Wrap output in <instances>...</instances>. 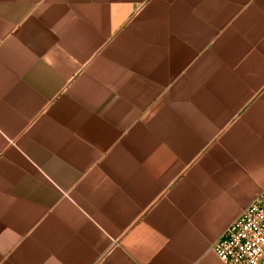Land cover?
Listing matches in <instances>:
<instances>
[{
    "label": "crops",
    "instance_id": "0c3cea01",
    "mask_svg": "<svg viewBox=\"0 0 264 264\" xmlns=\"http://www.w3.org/2000/svg\"><path fill=\"white\" fill-rule=\"evenodd\" d=\"M264 189V0H0V264H224Z\"/></svg>",
    "mask_w": 264,
    "mask_h": 264
},
{
    "label": "built area",
    "instance_id": "2783aa9c",
    "mask_svg": "<svg viewBox=\"0 0 264 264\" xmlns=\"http://www.w3.org/2000/svg\"><path fill=\"white\" fill-rule=\"evenodd\" d=\"M224 264H264V189L213 248Z\"/></svg>",
    "mask_w": 264,
    "mask_h": 264
}]
</instances>
